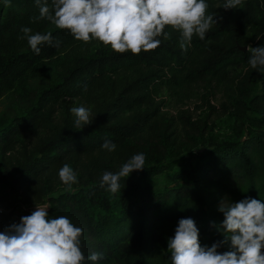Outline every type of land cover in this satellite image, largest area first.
Here are the masks:
<instances>
[{
  "label": "trees",
  "instance_id": "trees-1",
  "mask_svg": "<svg viewBox=\"0 0 264 264\" xmlns=\"http://www.w3.org/2000/svg\"><path fill=\"white\" fill-rule=\"evenodd\" d=\"M224 2L206 0L217 22L203 40L194 35L186 51L180 34L166 27L170 39L158 37V48L133 55L96 40L84 43L36 19L34 0H0V100L7 102L0 113V203L19 196L28 206L49 202L50 219L66 216L83 229L85 264H94L87 259L94 252L104 254L95 264H171L168 238L188 217L202 247L225 241L218 251L232 250L218 203L224 196L264 203V68L252 69L247 51L249 45L264 47V0H242L232 9L220 7ZM23 27L33 34L51 31L53 43L40 45L36 54ZM214 82L223 85L224 113L235 108L232 136L214 134L208 122L193 120L190 109H180L173 123L159 128L156 93L191 84L211 89ZM71 98L93 105L95 119L83 129L75 128L63 105ZM176 126L193 149H209L165 165L170 145L180 139ZM210 131L213 143H206ZM160 139L166 149L148 144ZM106 140L115 151L101 147ZM138 153L145 155V168L122 178L120 191L99 186L105 171L117 172ZM65 163L77 175L71 191L58 176ZM165 171L174 185L155 190L143 184ZM205 207L211 226L203 220Z\"/></svg>",
  "mask_w": 264,
  "mask_h": 264
},
{
  "label": "clouds",
  "instance_id": "clouds-1",
  "mask_svg": "<svg viewBox=\"0 0 264 264\" xmlns=\"http://www.w3.org/2000/svg\"><path fill=\"white\" fill-rule=\"evenodd\" d=\"M4 2L7 5L10 0ZM34 2L39 9L36 19H45L56 28L69 31L76 40H96L121 54L155 50L161 43L158 37L171 38L166 27L180 34V48L186 51L194 35L203 40L217 22L208 14L206 0H51V7L49 0ZM241 3L242 0H225L220 7L238 8ZM21 31L36 54L41 51L40 45L53 43L51 31L33 34L28 27ZM247 51L251 53L250 67L264 68V47L249 46ZM70 111L75 117V128L83 129L92 123L89 109L80 106ZM101 147L112 152L116 144L106 140ZM145 159L143 153H138L117 172L105 171L99 186L111 193L120 191L121 179L143 170ZM58 176L68 191L77 182L76 173L67 163L59 169ZM218 211L223 213L221 228L226 240L230 239L232 250L218 251L225 241L202 247L195 220L181 218L167 242L171 264H264V203L251 197L228 205L222 201ZM82 235L83 229L74 226L66 216L50 219L48 208L36 206L18 224L0 232V264H85ZM103 258L104 254L98 252L87 257L94 264Z\"/></svg>",
  "mask_w": 264,
  "mask_h": 264
},
{
  "label": "rangeland",
  "instance_id": "rangeland-1",
  "mask_svg": "<svg viewBox=\"0 0 264 264\" xmlns=\"http://www.w3.org/2000/svg\"><path fill=\"white\" fill-rule=\"evenodd\" d=\"M240 70L241 68L239 67L238 71ZM208 90H210L211 93L207 92ZM155 97L156 102L159 104L160 108L156 120L160 129L164 130L168 124L173 123L176 114L180 109H190L193 120L198 122L199 124H204V122H208L209 130L212 127L214 134H218L220 135V137L232 136V128L234 124V117L232 113L233 111H235V108L228 110L224 113V106L227 103V99L224 96L222 84L214 82L211 89L205 88L202 84L185 85L183 86V88L177 89L176 92L166 91L162 89L161 92L155 94ZM6 104L7 102L5 99L0 100V113L5 109ZM63 105L67 106L69 109H71L72 107L83 106L90 110V119H95L93 105L84 99H66ZM211 105L216 107V110L212 111ZM174 129L176 131V136H179L180 139L174 145H170L169 143L171 149H169V153L168 150L165 151L166 153H168L167 159L165 160V165H168L171 161L175 159L189 161L194 152L197 153L200 152V150L202 149H209L208 146H197L193 149V141L184 139L179 127L176 126ZM211 133L212 131H210L206 135V143H213V137L210 136ZM148 144L157 145L161 149H166V145H164L162 139L152 143H150L149 141ZM148 144L147 146L143 145V147L145 146L146 151L149 149ZM150 155L151 153H149L147 157H149ZM175 168L180 169V166L177 165ZM170 174V171H165L163 174L147 178L143 181V184L152 185L155 190L169 185H174V183L169 180ZM7 191H9V189ZM222 201H224L225 205L237 202L232 200L229 196H224L218 203L217 207ZM4 206L9 209L14 208L15 211L20 212L21 208L23 209V207H27L28 205L24 202L23 198L19 196V198L11 199L8 204H4ZM42 206L49 209L50 203L45 202ZM209 211L210 208L205 207L203 213V220L208 225H210Z\"/></svg>",
  "mask_w": 264,
  "mask_h": 264
},
{
  "label": "built area",
  "instance_id": "built-area-1",
  "mask_svg": "<svg viewBox=\"0 0 264 264\" xmlns=\"http://www.w3.org/2000/svg\"><path fill=\"white\" fill-rule=\"evenodd\" d=\"M36 206L43 207L42 205H32L21 208L20 212L15 211V209H9L4 204L0 203V230L3 232L5 229H7L10 225L16 223L18 224L20 222V218L24 215H26L28 212L35 211ZM6 215H11V218L9 221H4V217Z\"/></svg>",
  "mask_w": 264,
  "mask_h": 264
},
{
  "label": "water",
  "instance_id": "water-1",
  "mask_svg": "<svg viewBox=\"0 0 264 264\" xmlns=\"http://www.w3.org/2000/svg\"><path fill=\"white\" fill-rule=\"evenodd\" d=\"M247 47H245V49H246Z\"/></svg>",
  "mask_w": 264,
  "mask_h": 264
}]
</instances>
